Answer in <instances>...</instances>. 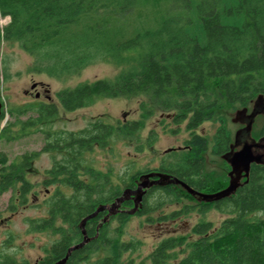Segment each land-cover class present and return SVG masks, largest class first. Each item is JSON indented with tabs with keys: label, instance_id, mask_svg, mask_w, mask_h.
<instances>
[{
	"label": "trees",
	"instance_id": "16d2710c",
	"mask_svg": "<svg viewBox=\"0 0 264 264\" xmlns=\"http://www.w3.org/2000/svg\"><path fill=\"white\" fill-rule=\"evenodd\" d=\"M165 3L193 9L194 17L167 9L153 27H127L129 14L139 4L157 13ZM147 14L135 15L143 19ZM0 17L8 18L0 25V43L15 41L33 58L30 69L34 72L61 78L99 60L126 65L112 79L57 91L58 104L39 101L8 109L19 129L12 133L14 125L9 123L0 128V137L17 139L25 135V129L37 128L45 139L40 151L52 153V165L42 181L54 186L44 200L47 213L28 220L30 229L50 231L57 238L35 264L63 258L83 239L81 220L98 206L113 203L123 190L134 189L144 172L166 173L203 193L227 185L226 174L213 179L205 173L208 140L195 130L206 120L218 123L211 153L221 157L229 151L232 137L220 114V99L247 107L257 95L264 96V0H200L194 5L190 0H0ZM137 95L152 102H140L137 120L112 124L97 118L77 131L38 125L56 116L58 106L72 111L99 98ZM152 105L170 114L172 123L185 122L184 146L170 149L168 159L161 158L156 167L126 169L116 180L110 171L95 168L86 155L106 148L112 138L138 139ZM23 114L26 118L20 119ZM167 132L175 133L177 127ZM263 136L264 120L258 132V137ZM156 139V131L150 130L145 145L152 147ZM135 149L142 150V145L136 144ZM38 154L24 153L7 164V155L0 151V194L16 185L19 204L26 203L32 183L25 172ZM170 206L171 210H164ZM132 207L133 200L128 198L114 213L104 209L87 219L88 240L70 252L65 264H264V217L253 216L264 212V165L251 164L248 179L232 195L216 201L200 200L179 184H153L129 214ZM212 208L224 215L217 225L199 219L186 233L162 237L142 258L133 257L139 240L119 238L121 226L132 215L165 222ZM113 221L117 227H111ZM0 264L28 262L0 251Z\"/></svg>",
	"mask_w": 264,
	"mask_h": 264
},
{
	"label": "rangeland",
	"instance_id": "374dc122",
	"mask_svg": "<svg viewBox=\"0 0 264 264\" xmlns=\"http://www.w3.org/2000/svg\"><path fill=\"white\" fill-rule=\"evenodd\" d=\"M190 1L194 5L200 0ZM167 9L175 15L187 14L194 17L193 9L186 11L181 7L169 6L168 3L162 4L160 12L157 13H152L149 9L147 11L146 7L139 4L129 14L126 20V23H129L127 27L129 28L130 25L137 28L153 27ZM139 12L148 14L143 19H137L135 14ZM7 20L8 18L6 17H0V25H4ZM133 21L136 22L132 23ZM32 62L33 58L24 52L15 41H1L0 98L4 105V117L0 122V128L10 123L14 125L11 126L12 133L18 131L19 124H13L14 118L8 111L10 107H20L39 101L58 104L55 96L57 91L96 79H112L120 70L126 67V65H117L111 61L99 60L85 66L76 74L55 78L45 73L32 71L30 69ZM142 101L152 103L147 96L137 95L129 98H99L88 106L72 111H65L58 106L56 116L45 124L38 125L50 130L77 131L97 118H103V120L112 124L118 121L137 120L140 119L139 104ZM220 104L222 106L220 114L225 118L227 128L233 138L234 132L241 125L238 122L231 121V119L242 106L237 104L230 105L223 99H220ZM250 105L247 106L248 110ZM25 118L26 114L20 116V119ZM263 120V114L256 116L250 132L252 138H258V132ZM217 125L218 123L215 121L206 120L195 130L208 140L207 150L204 154L206 159L204 171L213 179H219L227 174V171L223 168V159L211 153L213 136ZM169 127H177V132H167ZM150 130L156 131L157 139L152 147H147L145 140ZM24 133V136L12 140H5L0 137V151L7 155V164L19 160L24 153L39 152L25 172L26 179L32 183V190L27 195L26 203L23 205L19 204L17 191H15L16 185L0 194V251H5L8 255L14 257L16 261L26 260L28 264H35L45 255V248L49 249L51 243L57 238V235L52 234L50 231L44 232L30 229L28 220L44 217L47 213L44 200L53 191L54 186L45 185L42 181L45 178V170L52 165V153L40 151L45 142L43 132L38 131L37 128H27ZM187 137L188 131L185 129V122L172 123L170 114L152 105V114L145 121V128L139 133L138 139L112 138L106 148H95L86 157L92 161L95 168L102 172L110 171L113 179L116 180L117 174H123L126 169L133 168L132 170L136 171L156 167L161 158H165L169 154L168 151L170 149H178L184 146V141ZM135 142L142 145V150L135 149ZM55 156L58 158V155ZM150 186L144 188L145 191ZM10 206H12V209ZM172 208L173 206H170L164 210L169 211ZM223 216V214L213 208L203 214L194 211L187 216H181L175 220L165 222H149L143 216L132 215L121 226L122 233L119 238L122 241L139 240L141 245L133 253V257L142 258L148 254L162 237L186 233L199 219L208 220L217 225ZM253 216L264 217V212H256ZM105 218L108 219L107 216ZM117 225V222L113 221L111 227L114 228ZM9 235H11V238L6 243L5 241L10 237ZM4 243L7 246L4 247ZM93 254V256L96 255L95 253Z\"/></svg>",
	"mask_w": 264,
	"mask_h": 264
},
{
	"label": "water",
	"instance_id": "95a60500",
	"mask_svg": "<svg viewBox=\"0 0 264 264\" xmlns=\"http://www.w3.org/2000/svg\"><path fill=\"white\" fill-rule=\"evenodd\" d=\"M250 104L249 110L247 107H242L235 112L234 117L231 119L233 122H238L241 127L234 132L229 151L221 156V159H223L229 166V170L226 174L228 183L224 188L212 193H202L193 190L184 182L166 173H142L139 176L134 189L123 190L122 195L113 203L98 206L93 213L87 215L81 220L80 228L83 235L82 241L70 247L63 258L52 264H65L70 252L73 249L81 247L85 242H87L88 238L84 231V224L87 219L93 217L98 213V211L104 209L108 210L109 213H114L116 210H119L121 203L129 197H132L133 207L128 211V213H134L141 202L142 195L145 191L144 188H147L150 185H165L170 183L179 184L191 195L196 196L200 200L209 202L232 195L242 182L248 179L251 164L254 163L264 165V136L258 137L257 139L250 136L252 125L256 116L259 114L264 115V96L262 94L257 95Z\"/></svg>",
	"mask_w": 264,
	"mask_h": 264
},
{
	"label": "flooded vegetation",
	"instance_id": "af4514ba",
	"mask_svg": "<svg viewBox=\"0 0 264 264\" xmlns=\"http://www.w3.org/2000/svg\"><path fill=\"white\" fill-rule=\"evenodd\" d=\"M1 68V67H0ZM0 75H1V69H0ZM1 77V76H0ZM0 83H1V79H0ZM35 86V85H34ZM45 91H47V90H45ZM48 97V96H47ZM0 101H1V110H0V117H1V112L2 111H4L3 110V107H4V105H3V102H2V100H1V98H0ZM3 119V118H2ZM2 119L0 118V122L2 121Z\"/></svg>",
	"mask_w": 264,
	"mask_h": 264
},
{
	"label": "bare ground",
	"instance_id": "6f19581e",
	"mask_svg": "<svg viewBox=\"0 0 264 264\" xmlns=\"http://www.w3.org/2000/svg\"><path fill=\"white\" fill-rule=\"evenodd\" d=\"M203 193V192H202ZM190 194V193H189Z\"/></svg>",
	"mask_w": 264,
	"mask_h": 264
}]
</instances>
